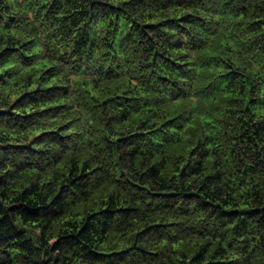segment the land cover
<instances>
[{
    "label": "clouds",
    "instance_id": "1",
    "mask_svg": "<svg viewBox=\"0 0 264 264\" xmlns=\"http://www.w3.org/2000/svg\"><path fill=\"white\" fill-rule=\"evenodd\" d=\"M256 18L264 0H0L17 95L49 87L21 64L29 56L53 66L51 98L65 106L55 120L23 116L39 104L10 117L15 97L0 86V144L28 145L0 149V216L13 203L46 216L33 227L9 214L29 250L10 257L0 243V261L81 264L73 253L87 246L117 252L112 264H264Z\"/></svg>",
    "mask_w": 264,
    "mask_h": 264
},
{
    "label": "trees",
    "instance_id": "2",
    "mask_svg": "<svg viewBox=\"0 0 264 264\" xmlns=\"http://www.w3.org/2000/svg\"><path fill=\"white\" fill-rule=\"evenodd\" d=\"M15 17H8V20L10 22H15ZM183 19V18H181ZM253 24L256 25H264V21H261L259 18H256L252 21ZM7 27V26H6ZM11 37H5L2 34H0V44L3 45L2 48H0V86H3L6 93L9 95V98L15 97V99L12 100V104L10 107L13 109L10 113L8 110L4 109L2 110L7 116L10 117H21V113L16 108L17 105L23 108H28L31 104H39L41 107L38 109L37 112H31V111H25L23 113L24 117H42L44 114L47 113H53L52 119L55 120L58 117V110L64 108L65 106L63 104L56 103L52 98V90L62 87L61 85H57L53 83L55 80V74L53 73V66H44V64L33 61L32 57L24 56L23 61H21V64L23 67H27L31 70L32 73H39V75L35 76V79H41L43 77H47L49 87L45 89H39V88H30L27 91H19V94L17 95L18 86L17 83H13V81L16 80V77L20 75V71L16 70L14 67H9V57L12 53L18 51L16 47H9L8 46V40H10ZM264 39V36L258 37L257 40ZM256 41H254L255 43ZM25 44H32L31 40H26ZM20 47H24V45H20ZM24 61H32L31 63L25 64ZM31 76H26L25 79H31ZM11 84V87L9 85ZM22 87V85H21ZM251 102V101H250ZM46 105V106H44ZM66 125H58L56 129H49L47 131H40L37 133V135L32 136L30 143H38L42 142L41 138L46 136H55L60 130L64 129ZM9 139H15V136H10ZM28 145L23 144H9V145H3L0 144V149H12V150H23L27 149ZM39 150L36 148H33L31 152L37 153ZM8 173H5L4 176H0V187H7L9 180H6L4 177H7ZM25 193H29V190L26 188L23 192H21V197H24L25 199ZM155 195V194H154ZM160 195H169L168 193H161ZM0 196H3L5 199L7 198V194L4 192H0ZM14 200L17 199V197H13ZM226 211H230V209H225ZM237 211H251L256 212L258 210L256 209H237ZM9 214H15L17 217L24 218L22 222H31L33 227H39V224L37 221H41L46 218L45 215L41 213V211L37 208H29L27 204L22 203H13L8 206L7 212L4 214V216H0V243H4L8 246L7 255L11 257V249L13 247L17 248V255L19 256L21 254V251H27L29 250V244L28 239H24V233L27 232V228L18 229V226L11 222L8 219ZM86 249V250H85ZM123 251V250H122ZM118 253L114 251H97L94 248H87L85 246L81 249V255L76 256L75 253H73V256L81 261V264H112V260L118 257ZM156 253H148V256L155 257ZM12 259H15V257H12ZM25 260L28 259V256L24 257ZM195 259V257L193 258ZM0 264H6L4 261H0ZM34 264H47L46 261H35ZM52 264H56V261H52ZM219 264V262H218ZM225 264H231V262H225Z\"/></svg>",
    "mask_w": 264,
    "mask_h": 264
}]
</instances>
